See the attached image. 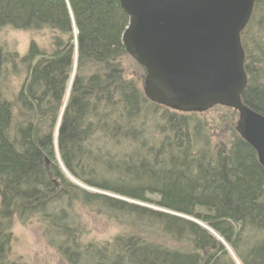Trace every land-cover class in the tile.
<instances>
[{"label": "trees", "instance_id": "obj_1", "mask_svg": "<svg viewBox=\"0 0 264 264\" xmlns=\"http://www.w3.org/2000/svg\"><path fill=\"white\" fill-rule=\"evenodd\" d=\"M255 5L241 37L242 100L264 115V0ZM128 19L120 0H0V31L51 34L47 47L33 38L19 58L24 118L5 98L17 54L0 39V264H11L16 214L43 219L67 264H264L257 151L236 129L216 145L198 110L145 96L121 67ZM78 202L122 230L83 245L68 211Z\"/></svg>", "mask_w": 264, "mask_h": 264}, {"label": "water", "instance_id": "obj_2", "mask_svg": "<svg viewBox=\"0 0 264 264\" xmlns=\"http://www.w3.org/2000/svg\"><path fill=\"white\" fill-rule=\"evenodd\" d=\"M255 2L120 0L129 18L123 44L145 68V96L182 111L234 107L240 116L237 132L264 167V115L242 100L248 74L241 37Z\"/></svg>", "mask_w": 264, "mask_h": 264}, {"label": "rangeland", "instance_id": "obj_3", "mask_svg": "<svg viewBox=\"0 0 264 264\" xmlns=\"http://www.w3.org/2000/svg\"><path fill=\"white\" fill-rule=\"evenodd\" d=\"M50 32H42L33 35L28 31L12 29L5 27L0 31V39L10 55L17 54L15 66L11 64L6 68V75L3 79V90L5 98L14 106V111L18 118H24L21 104L18 103L19 91L26 83L27 71L25 66L19 60L20 57L27 53V48L34 38L42 45L48 46L51 39ZM121 67L124 68L125 74L138 81V86L143 88L145 82V72L142 66L135 59L128 55L121 60ZM174 108V107H173ZM178 110L177 108H174ZM203 118L208 119L209 129L215 143L228 144L230 141L231 129H236L240 119L239 113L233 107L220 106L208 108L200 111ZM49 163V162H48ZM69 176V174L66 172ZM70 177V176H69ZM87 190V187H83ZM114 195V194H113ZM117 197V195H115ZM121 198L120 196H118ZM123 198V197H122ZM121 198V199H122ZM152 198H158L157 195ZM126 199V198H124ZM129 200V199H127ZM131 201V200H129ZM132 202L138 203L133 200ZM71 212V218L79 227V234L83 245L93 241L99 242L108 240L114 234L122 230V224L118 219L110 218L106 214H99L93 207L84 206L81 203H71L68 207ZM47 223L43 222L39 216L22 219L15 215L10 229V251L8 259L11 264H67L59 250L49 243L47 236ZM83 248H86L85 246Z\"/></svg>", "mask_w": 264, "mask_h": 264}]
</instances>
